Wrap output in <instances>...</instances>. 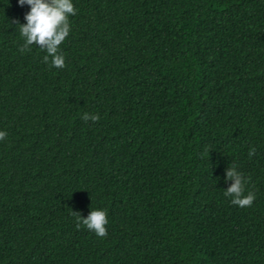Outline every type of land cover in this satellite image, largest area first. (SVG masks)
Returning a JSON list of instances; mask_svg holds the SVG:
<instances>
[{
    "label": "trees",
    "instance_id": "1",
    "mask_svg": "<svg viewBox=\"0 0 264 264\" xmlns=\"http://www.w3.org/2000/svg\"><path fill=\"white\" fill-rule=\"evenodd\" d=\"M72 2L55 68L0 0V264H264V0Z\"/></svg>",
    "mask_w": 264,
    "mask_h": 264
},
{
    "label": "clouds",
    "instance_id": "2",
    "mask_svg": "<svg viewBox=\"0 0 264 264\" xmlns=\"http://www.w3.org/2000/svg\"><path fill=\"white\" fill-rule=\"evenodd\" d=\"M20 6H30V11L24 15L26 23L21 24L18 20L20 35L24 40L21 46V52H30L35 45L46 54L43 61L49 63L50 67L65 68L66 56L61 49L62 42L71 33V21L69 17L75 16L77 9L72 0H18ZM84 121L97 122L101 119L99 113L85 112L81 117ZM7 131L0 130V141L6 139ZM207 151V150H206ZM256 153V148L249 150V158ZM227 181H231L229 187L224 191L226 197L231 198L233 205L240 208L251 207L256 199V193L247 190L246 186L251 182V177H245L238 170V165L232 163L226 168ZM108 209L96 208L91 210L87 217L83 216L80 211H71L75 218L76 229L82 227L92 231L96 236L104 238L108 235Z\"/></svg>",
    "mask_w": 264,
    "mask_h": 264
}]
</instances>
